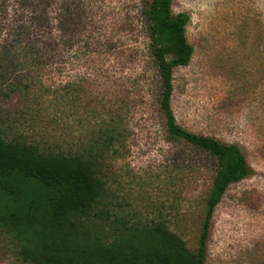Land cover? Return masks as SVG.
Instances as JSON below:
<instances>
[{
	"label": "rangeland",
	"instance_id": "rangeland-1",
	"mask_svg": "<svg viewBox=\"0 0 264 264\" xmlns=\"http://www.w3.org/2000/svg\"><path fill=\"white\" fill-rule=\"evenodd\" d=\"M171 1L172 14L189 17L193 49L172 72L175 121L235 145L251 170L215 206L203 264H264V0ZM141 4L0 0V57L27 50V42L54 56L43 61L37 84L4 62L0 132L96 161L105 191L98 210L107 213V221L95 220L97 230L159 222L193 254L217 159L165 134L159 83L143 63ZM164 52L169 58L173 49ZM0 264H32L2 231Z\"/></svg>",
	"mask_w": 264,
	"mask_h": 264
},
{
	"label": "trees",
	"instance_id": "trees-1",
	"mask_svg": "<svg viewBox=\"0 0 264 264\" xmlns=\"http://www.w3.org/2000/svg\"><path fill=\"white\" fill-rule=\"evenodd\" d=\"M141 2L146 39L143 63L153 67L159 83L157 104L165 134L169 140L183 141L217 159L197 250L189 253L181 239L159 222L121 224L107 234L103 228L97 230L95 220L107 221V213L98 210L105 191L96 161L41 150L6 139L0 132V231L12 235L22 259L32 264H203L215 206L230 184L251 173L235 145L193 134L176 123L170 106L171 76L175 68L188 64L193 52L185 37L189 17L172 14L171 0ZM24 45L27 50L16 54L3 51L0 68L5 61L15 62L14 72L37 84L43 61L54 56L37 49L35 42ZM167 47L173 49L169 58L164 52ZM2 68L0 82L5 79ZM106 141L109 144V138Z\"/></svg>",
	"mask_w": 264,
	"mask_h": 264
}]
</instances>
